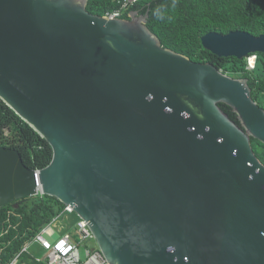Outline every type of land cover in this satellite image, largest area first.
<instances>
[{
    "label": "water",
    "instance_id": "obj_1",
    "mask_svg": "<svg viewBox=\"0 0 264 264\" xmlns=\"http://www.w3.org/2000/svg\"><path fill=\"white\" fill-rule=\"evenodd\" d=\"M88 2L0 0V99L53 150L36 172L0 146V208L35 197L38 180L108 264H264L252 145L264 144V107L249 79L162 46L149 12L112 18ZM202 44L244 59L264 53V34Z\"/></svg>",
    "mask_w": 264,
    "mask_h": 264
},
{
    "label": "trees",
    "instance_id": "obj_2",
    "mask_svg": "<svg viewBox=\"0 0 264 264\" xmlns=\"http://www.w3.org/2000/svg\"><path fill=\"white\" fill-rule=\"evenodd\" d=\"M122 0H89L92 14L104 15L121 7ZM149 12L148 27L161 40L162 46L187 55L196 62H211L233 77L248 78L253 98L264 107V53L257 55L253 70L247 58L220 57L207 50L202 37L209 32L227 34L246 31L255 36L264 34V0H139L130 11ZM163 18H158L156 13ZM249 55V56H250ZM221 107L238 122L227 105ZM252 145L264 163V144L252 138ZM0 146L17 150L23 162L33 170L47 167L53 159L50 144L0 99ZM0 208V264L13 260L23 243L38 234L65 205L49 195H36ZM74 214V213H73ZM76 215V214H75ZM77 221V220H76ZM23 264H44L25 254Z\"/></svg>",
    "mask_w": 264,
    "mask_h": 264
},
{
    "label": "built area",
    "instance_id": "obj_3",
    "mask_svg": "<svg viewBox=\"0 0 264 264\" xmlns=\"http://www.w3.org/2000/svg\"><path fill=\"white\" fill-rule=\"evenodd\" d=\"M139 0H122L121 7L112 12L104 14L105 16L112 18H120L130 10V8L135 5ZM249 70H253L256 66L257 55L253 54L247 57ZM39 170H36V172ZM37 177V175H36ZM38 185V195L43 196ZM66 212L74 213V210L70 207H66ZM64 215V213L59 214L54 220L45 226L38 234L32 236L30 239L25 241L16 254L12 261L6 264H23L21 261L22 256L27 254L31 258L35 259L36 262L44 264H108L107 259L98 249L90 250L87 249L85 253V258L82 257L79 246L86 240L94 239V235L90 229L88 223L79 217L75 222L73 228L65 227L63 224L55 229V224L58 222V218ZM56 221V222H55ZM53 233L56 238L53 242L49 241L46 236ZM3 234H0V237ZM34 243L40 244L45 250L43 257L35 256L31 252V247Z\"/></svg>",
    "mask_w": 264,
    "mask_h": 264
},
{
    "label": "rangeland",
    "instance_id": "obj_4",
    "mask_svg": "<svg viewBox=\"0 0 264 264\" xmlns=\"http://www.w3.org/2000/svg\"><path fill=\"white\" fill-rule=\"evenodd\" d=\"M74 213V214H70V215H66L64 213V215H61L59 218H58V222L57 224H55V229L56 228H59L62 224L63 226L65 227H69V228H73L74 227V224L76 222V220L79 219V216ZM56 222V221H55ZM46 238L53 242L56 238V235H54L53 233L51 234H48V236H46ZM80 252H81V255L83 258H85V253H86V250L87 249H90V250H95V249H98V244H97V241L94 239H89V240H86L84 241L80 246ZM31 252L35 255V256H38V257H43L44 254H45V250L43 249V247L40 245V244H37V243H34L31 247Z\"/></svg>",
    "mask_w": 264,
    "mask_h": 264
},
{
    "label": "clouds",
    "instance_id": "obj_5",
    "mask_svg": "<svg viewBox=\"0 0 264 264\" xmlns=\"http://www.w3.org/2000/svg\"><path fill=\"white\" fill-rule=\"evenodd\" d=\"M156 15H157L158 18H161V19L163 18V16L159 13V11H157ZM252 55H253V54H252ZM247 57H248V56H247ZM247 57H246V58H247ZM65 206H66V205H65ZM66 207H67V206H66ZM66 207H65V209H64V211H63L62 213H65L66 215L73 214V213H68V212H66ZM62 213H61V214H62ZM74 213H75V212H74ZM21 261H22V260H21Z\"/></svg>",
    "mask_w": 264,
    "mask_h": 264
},
{
    "label": "crops",
    "instance_id": "obj_6",
    "mask_svg": "<svg viewBox=\"0 0 264 264\" xmlns=\"http://www.w3.org/2000/svg\"><path fill=\"white\" fill-rule=\"evenodd\" d=\"M24 256V255H23ZM23 256H22V258H23Z\"/></svg>",
    "mask_w": 264,
    "mask_h": 264
},
{
    "label": "flooded vegetation",
    "instance_id": "obj_7",
    "mask_svg": "<svg viewBox=\"0 0 264 264\" xmlns=\"http://www.w3.org/2000/svg\"><path fill=\"white\" fill-rule=\"evenodd\" d=\"M211 63V62H210Z\"/></svg>",
    "mask_w": 264,
    "mask_h": 264
}]
</instances>
